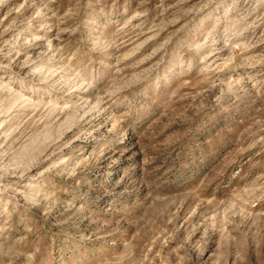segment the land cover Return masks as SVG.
I'll return each mask as SVG.
<instances>
[{"label": "rangeland", "instance_id": "obj_1", "mask_svg": "<svg viewBox=\"0 0 264 264\" xmlns=\"http://www.w3.org/2000/svg\"><path fill=\"white\" fill-rule=\"evenodd\" d=\"M0 264H264V0H0Z\"/></svg>", "mask_w": 264, "mask_h": 264}]
</instances>
